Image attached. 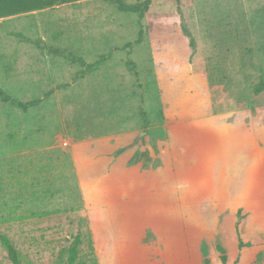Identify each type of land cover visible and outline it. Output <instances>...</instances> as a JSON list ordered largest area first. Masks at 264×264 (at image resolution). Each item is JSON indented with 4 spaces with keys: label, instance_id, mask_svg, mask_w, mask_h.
I'll list each match as a JSON object with an SVG mask.
<instances>
[{
    "label": "rangeland",
    "instance_id": "374dc122",
    "mask_svg": "<svg viewBox=\"0 0 264 264\" xmlns=\"http://www.w3.org/2000/svg\"><path fill=\"white\" fill-rule=\"evenodd\" d=\"M145 1L0 7V89L43 100H0V264L2 237L18 264H71L77 243L72 264H258L242 210L231 244L196 215L217 187L264 188V0L117 4ZM237 135L250 161L230 167Z\"/></svg>",
    "mask_w": 264,
    "mask_h": 264
},
{
    "label": "crops",
    "instance_id": "0c3cea01",
    "mask_svg": "<svg viewBox=\"0 0 264 264\" xmlns=\"http://www.w3.org/2000/svg\"><path fill=\"white\" fill-rule=\"evenodd\" d=\"M215 131L218 132L215 133L210 131V133L213 132V134H217L219 137H228L223 134L224 132L222 133L221 130L215 129ZM236 137L240 136L237 135ZM240 139L242 140L238 141L237 139H234L228 141L227 139L228 143L227 141H224V145L222 146L223 150L220 151L222 152V155H224V159H226L227 156L229 162L235 161L233 165L230 163V167L242 164L249 160V157H247L249 154L247 153V141H243V138L241 137ZM236 144L244 148L242 150L243 152H240L241 154L238 156L234 155L229 157V153L234 149L232 148L233 145L236 146ZM217 167L220 166L216 165L215 169ZM227 167H229L228 164ZM228 177L230 178V176ZM213 190L212 203L209 205H201L197 208L196 219L198 228H204L212 223L215 241L219 243H229L231 241L230 237L233 235L232 231L235 235V227L232 226V224L236 222V213L239 210H242L243 219L240 224V233L244 240L243 243L245 245L250 244V246H245L243 248V254L251 255L254 259H257L261 255L258 264H264V188L236 189L232 187H217ZM235 195L236 197L239 196V198H234L233 200L232 196ZM245 196H255V198H245ZM231 228H233V230ZM224 234H228L227 237L229 241H225L226 236H224ZM235 243L236 241L232 242V244Z\"/></svg>",
    "mask_w": 264,
    "mask_h": 264
},
{
    "label": "trees",
    "instance_id": "16d2710c",
    "mask_svg": "<svg viewBox=\"0 0 264 264\" xmlns=\"http://www.w3.org/2000/svg\"><path fill=\"white\" fill-rule=\"evenodd\" d=\"M72 1H79V0H0V7H2L1 10H7L8 13H10V10L21 12V13H28L31 11L45 10V9L50 8V7H52L56 4H59V3L65 4L68 2H72ZM176 1L178 4L180 3V0H176ZM117 4H118V7L121 11L138 13L139 19L143 20L145 13L147 12V10L149 9V7L152 4V1L146 0L142 5L143 8H141L140 5L129 6V5H124L121 2H118ZM142 35H143V31L141 30L138 43L141 42L140 40H141ZM67 58H68V60H70L72 62L79 61L81 63H84V61L82 59H77V58L72 57V56H68ZM103 60L104 59H101L100 61H97L94 64L87 65L86 67L88 70L99 67L102 64ZM263 91H264V80L261 81V83L256 86L255 93L258 95V94L262 93ZM53 93L54 92L51 91L50 93L47 94V96H49ZM0 100L6 104L7 103L13 104L16 108L22 110L25 113L28 112L32 108H36V107L40 106L43 102V100L39 99V100L23 103V102L14 100L10 95H8L2 89H0ZM2 242H3V245L8 252L9 259L14 264H18L17 252H16L15 248L12 246L10 240L5 238V237H2ZM78 245H79V243H77L76 246H73L70 250L69 261L71 264L74 263V261H76V258L78 256ZM244 246H250V244L244 245L241 241L240 242V248H242ZM222 260L224 263H226L227 257L225 255L222 256Z\"/></svg>",
    "mask_w": 264,
    "mask_h": 264
}]
</instances>
